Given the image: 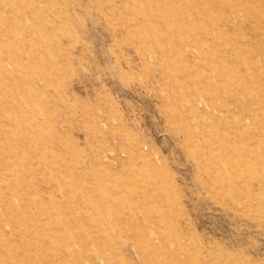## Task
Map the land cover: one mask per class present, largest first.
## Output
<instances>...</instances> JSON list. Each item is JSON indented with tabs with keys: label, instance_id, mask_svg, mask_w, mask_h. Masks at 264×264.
<instances>
[{
	"label": "rangeland",
	"instance_id": "1",
	"mask_svg": "<svg viewBox=\"0 0 264 264\" xmlns=\"http://www.w3.org/2000/svg\"><path fill=\"white\" fill-rule=\"evenodd\" d=\"M0 264H264V0H0Z\"/></svg>",
	"mask_w": 264,
	"mask_h": 264
},
{
	"label": "bare ground",
	"instance_id": "2",
	"mask_svg": "<svg viewBox=\"0 0 264 264\" xmlns=\"http://www.w3.org/2000/svg\"><path fill=\"white\" fill-rule=\"evenodd\" d=\"M251 76V75H250ZM179 106V105H178ZM212 141V140H211Z\"/></svg>",
	"mask_w": 264,
	"mask_h": 264
}]
</instances>
